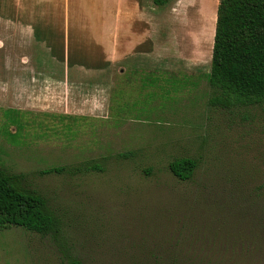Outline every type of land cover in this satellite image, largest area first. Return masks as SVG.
Segmentation results:
<instances>
[{
	"label": "rangeland",
	"instance_id": "1",
	"mask_svg": "<svg viewBox=\"0 0 264 264\" xmlns=\"http://www.w3.org/2000/svg\"><path fill=\"white\" fill-rule=\"evenodd\" d=\"M92 1L0 0V168L44 198L59 232H0V264H64L59 244L86 254L95 238L128 235L138 192L264 197V103L207 82L219 1L151 4V42L84 26L118 18ZM182 157L197 161L188 183L167 169Z\"/></svg>",
	"mask_w": 264,
	"mask_h": 264
},
{
	"label": "trees",
	"instance_id": "2",
	"mask_svg": "<svg viewBox=\"0 0 264 264\" xmlns=\"http://www.w3.org/2000/svg\"><path fill=\"white\" fill-rule=\"evenodd\" d=\"M168 1L152 0V4L163 7ZM217 1L207 82L238 103H264V0ZM196 168L197 161L186 157L167 167L178 183L190 182ZM61 171L52 167L43 174ZM20 180V175L0 168V232L17 227L58 241L57 220L46 201L23 188ZM138 193L140 206L132 232L95 238L86 254L59 244L63 263L264 264V197L239 203L231 192L222 197L223 193L200 191L191 199L180 195L146 199Z\"/></svg>",
	"mask_w": 264,
	"mask_h": 264
},
{
	"label": "crops",
	"instance_id": "3",
	"mask_svg": "<svg viewBox=\"0 0 264 264\" xmlns=\"http://www.w3.org/2000/svg\"><path fill=\"white\" fill-rule=\"evenodd\" d=\"M92 3L97 4V1L93 0ZM98 4L103 5L104 8L106 9L105 11H109L111 13L113 12V15L115 12L118 13L117 14L118 18L116 20L105 19V20H97L93 22L89 21L91 23L84 26L102 27V28H125L127 29V31L126 32L124 31L125 32L124 36L131 34L132 36H138L139 34L140 38L143 37L145 41L148 40L147 42H151L154 35L151 29L155 24H154V20H152L151 14L148 11L153 10L154 5L152 4V0H147L146 2V5H148L147 10H145V4L142 0H101V3ZM111 13H109V15ZM131 14H133L132 19H130ZM118 41L119 40L117 37V42ZM103 51L105 52L104 54H106L107 56L106 60L110 62L111 60L120 58L119 54L122 50L121 48H118V46L116 50L115 47L111 48L110 46L107 47L103 46Z\"/></svg>",
	"mask_w": 264,
	"mask_h": 264
}]
</instances>
